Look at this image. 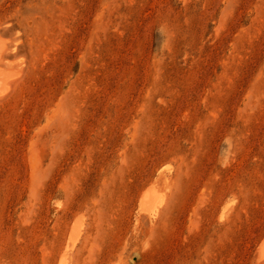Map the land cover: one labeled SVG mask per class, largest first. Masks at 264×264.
Returning <instances> with one entry per match:
<instances>
[{
	"label": "rangeland",
	"instance_id": "374dc122",
	"mask_svg": "<svg viewBox=\"0 0 264 264\" xmlns=\"http://www.w3.org/2000/svg\"><path fill=\"white\" fill-rule=\"evenodd\" d=\"M0 39V264H264V0H0Z\"/></svg>",
	"mask_w": 264,
	"mask_h": 264
},
{
	"label": "bare ground",
	"instance_id": "6f19581e",
	"mask_svg": "<svg viewBox=\"0 0 264 264\" xmlns=\"http://www.w3.org/2000/svg\"><path fill=\"white\" fill-rule=\"evenodd\" d=\"M7 50H8V48L5 44V41H2L0 39V98L4 96L6 91L9 92V90H10L9 86H11V83L8 81L9 79H11V77L9 76V73L7 74V73L3 72V69H2V64L7 59L6 58L7 54H8ZM11 90H13V89H11ZM161 197H162V195H161ZM161 197H160V195L158 196V194L155 193L153 188L150 187L147 191H145V193L142 196L141 202H142L143 209L146 212H148L149 214H155L156 215V213H158L160 207L164 204V199ZM80 226H81V224H78L77 226H75L73 228V232H72L71 239H70L72 246L76 244V242L78 241V239L82 233L81 230L83 228L80 229ZM259 249H260L259 250V258H264V242L261 244Z\"/></svg>",
	"mask_w": 264,
	"mask_h": 264
}]
</instances>
